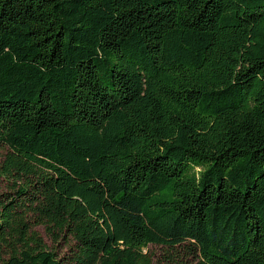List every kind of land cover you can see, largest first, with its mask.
Masks as SVG:
<instances>
[{
    "label": "trees",
    "instance_id": "16d2710c",
    "mask_svg": "<svg viewBox=\"0 0 264 264\" xmlns=\"http://www.w3.org/2000/svg\"><path fill=\"white\" fill-rule=\"evenodd\" d=\"M0 180V264H264V0H0Z\"/></svg>",
    "mask_w": 264,
    "mask_h": 264
},
{
    "label": "rangeland",
    "instance_id": "374dc122",
    "mask_svg": "<svg viewBox=\"0 0 264 264\" xmlns=\"http://www.w3.org/2000/svg\"><path fill=\"white\" fill-rule=\"evenodd\" d=\"M1 190H3V182L0 180V191ZM36 229L46 238L47 243L52 246L53 242L48 238L44 228L42 226H37ZM146 250L154 254L155 264H161L160 260L164 258V253L166 252L165 248L159 245L150 244Z\"/></svg>",
    "mask_w": 264,
    "mask_h": 264
}]
</instances>
